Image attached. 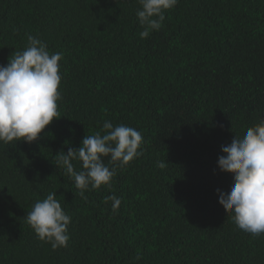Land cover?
<instances>
[{
    "label": "trees",
    "instance_id": "obj_1",
    "mask_svg": "<svg viewBox=\"0 0 264 264\" xmlns=\"http://www.w3.org/2000/svg\"><path fill=\"white\" fill-rule=\"evenodd\" d=\"M139 8L0 0V65L30 35L62 53L58 119L31 143L0 142V264H264V234L240 230L216 191L233 183L221 146L264 119V0H178L145 39ZM105 121L140 131L142 155L85 199L56 154ZM50 192L71 217L56 250L24 218Z\"/></svg>",
    "mask_w": 264,
    "mask_h": 264
},
{
    "label": "clouds",
    "instance_id": "obj_2",
    "mask_svg": "<svg viewBox=\"0 0 264 264\" xmlns=\"http://www.w3.org/2000/svg\"><path fill=\"white\" fill-rule=\"evenodd\" d=\"M137 2L140 8L136 16L142 28L139 35L145 39L162 27L164 12L174 8L178 0ZM61 59L62 53H50L41 40L30 35L27 46L14 51L6 65H0V142L31 143L54 118L58 119ZM142 143L143 136L136 128L105 121L101 130L85 135L79 148L69 147L66 154H56V166L74 181L79 195L86 199L84 193L90 188L110 187L117 168H124L142 155ZM221 152L217 167L231 174L233 183L227 193L216 190L218 203L240 230L258 237L264 234V119L248 127L242 137L234 135L230 144L221 146ZM104 157L109 158L111 168ZM73 161L80 162L81 170L75 169ZM166 165L165 161H157L161 169ZM55 196L50 192L36 201L24 217L37 238L53 250L67 247L71 223ZM106 199L112 201V211H117L121 200L115 195Z\"/></svg>",
    "mask_w": 264,
    "mask_h": 264
}]
</instances>
